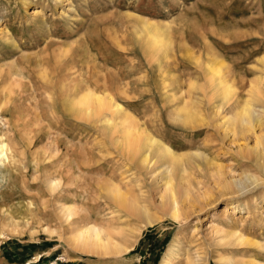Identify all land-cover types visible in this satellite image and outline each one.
Listing matches in <instances>:
<instances>
[{"label": "rangeland", "instance_id": "374dc122", "mask_svg": "<svg viewBox=\"0 0 264 264\" xmlns=\"http://www.w3.org/2000/svg\"><path fill=\"white\" fill-rule=\"evenodd\" d=\"M133 17L152 24L173 23L175 45L180 41L189 47L193 44V57L177 50L167 61L170 68L166 71H159L155 63L146 67L148 62L133 37ZM0 20V105L4 104L0 132L21 153L18 162L7 165L8 174L0 175V203L16 208L31 202L38 216L30 219L26 215L30 224L21 221L17 235L0 238V264H29L36 256L38 261L30 264H160L164 258L170 264H187L188 255L192 264L250 260L264 264V170L258 157L264 146V107L248 98V85L258 74L255 61L264 55V0H0ZM62 50L66 53L59 58ZM206 64L239 87L227 105L211 99L207 89L201 93L191 86L193 81L204 83ZM86 67H90L87 72ZM42 70L57 79L66 71L73 76L77 73L75 77L94 90H108L156 140L176 155H184L183 172L169 174L177 187V221L170 200H166L169 210L162 209L159 198L165 175L158 169L143 174L92 124L86 130L70 120L58 121L44 104H39L35 118L29 116L19 123L13 108L27 112L36 100L44 102L43 93L51 88L41 82ZM7 81L21 82L12 92L18 101L7 103L2 93ZM182 101L194 117L184 129L176 128L171 120ZM246 102L247 107H255V125H231L229 118ZM23 127L41 132L31 146L18 136ZM56 137L60 151L54 157L51 151L45 153V146ZM101 177H111L132 196H143L145 200L138 205L144 212L148 208L152 218L132 215L106 200L97 187L96 179ZM50 178L60 184L53 192L46 186ZM243 180L245 188L236 192ZM227 183L233 190H226ZM226 191L236 193L225 196ZM60 203L76 207V218L81 221L75 220L57 235L64 237L83 224L96 225L126 250L116 255H88L72 250L64 240L49 238L41 228L60 226L55 216ZM213 228L236 233L243 241H221Z\"/></svg>", "mask_w": 264, "mask_h": 264}, {"label": "bare ground", "instance_id": "6f19581e", "mask_svg": "<svg viewBox=\"0 0 264 264\" xmlns=\"http://www.w3.org/2000/svg\"><path fill=\"white\" fill-rule=\"evenodd\" d=\"M134 20H135V23H134L133 28H132L133 37H134L135 41L137 42V44L140 48V51H141L142 55L144 56V59H146L148 62V64L144 63L145 65H147L146 67H148V65H151L152 63H155L156 67L159 69V71H166L167 69L170 68L167 61L172 58V56L174 55L175 52H177V50L184 51L185 57H189V58L193 57V53H194V51L192 50L194 48L193 44H191L189 47L186 43H182L183 41H180L178 47L175 45V42H174L175 38L173 37V29L171 28V25L173 23L172 24L167 23V24L162 25V24H152V23L148 22V20L142 19V18H134ZM0 22H1V20H0ZM183 33H184V31H183ZM202 43H204V45L207 44L206 41H203ZM208 50H211L209 45H208ZM56 53H58V51ZM62 53H66V52H63V50H62V52L58 55L59 58L64 56ZM255 53H257V52H255ZM58 56H56V57H58ZM46 61H47V59H46ZM78 64L80 65V63H78ZM255 64L259 65V67H258V65H254L255 71H257L258 74L256 75V79L254 81H252L250 83V85H248L249 86L248 98H249V100L251 99V100H254L255 102L260 101V103L264 107V55L259 60H256ZM87 68L88 67H86V72L90 67L88 69ZM72 70H74V69H72ZM15 71H17V70H15ZM75 71H73V72L75 73ZM81 71H82V69H81ZM11 73H14V71ZM15 73L17 74V72H15ZM93 73L95 74V71ZM202 73H203L204 78H205L204 83L201 85L202 82L199 83L197 81H193L191 83L192 87L198 88L201 93L203 92V91H201L202 89H207V91L210 92L211 99H214V100L217 99V101L221 102L220 105H223V106L227 105L229 102H231L232 98H235L234 96L236 95L239 87L237 86V84L234 85L233 83L228 82V80L225 79L224 75L220 74L219 70H215L211 67V65L206 64L204 66V69H202ZM20 74H21V72H20ZM51 74H49L47 71H43V70L40 73V75L38 74L41 82L44 83L46 86L51 87L50 89L48 88L47 91H45V93H43L45 95V96L43 95L44 96V102H42L43 101L42 100L41 101L42 103H39V100H36L35 103H33V104H35V107L34 106H33V108L27 107L26 108L27 112H24V110L19 109L22 107H19V108L15 107L16 109L13 108L16 112V119L18 121H20L19 123L27 120V118H29V116H32L33 118H35V115H37V112L41 110V107L39 106V104L40 105L44 104L42 106H44V108L46 110L50 111L53 115H55L58 121L59 120H68V121L70 120V122L73 121V123H75L78 126H81V127L83 126V128H85L86 130L88 129L87 128L88 124H92L93 127L94 126L96 127L97 131L100 130L103 133V135L106 136L110 140V143H112L111 145L120 153V155L126 161L132 162L134 165H136L140 169V171L143 172V174L144 173L145 174L153 173L158 169L162 174L165 175L163 177V180H162L164 182L163 183L164 188L162 189L160 195L159 194L158 195H159V198L161 200L162 209H168L167 208L168 204H166V200H167V198L170 200V202H171L170 210L173 213L172 217H173V219L176 220L177 219V213H176L177 212V197H176L177 189L175 191V188H177V187H175V185L172 183L173 179L169 174H171V172L173 170H176L177 173L183 172V171H180V169H181L182 164L184 162V155H182V154L176 155L169 146H167V145L159 142L158 140H156L151 135L150 132H148L145 128H143V126L133 116V114L131 115L126 110H123L121 104L118 102L119 100L117 101V98L113 97L110 93H108V90H107V92L105 91V89H100L97 91L94 90L91 86L85 85L84 82L82 81V79H78L77 78L78 76L76 75L77 73L75 74V76H77V77H75L71 73H67V71H66V73H64L62 75L63 76L62 79H57L55 76H53L54 74L53 75H51ZM58 74H60V73H58ZM18 75H19V73H18ZM88 75H89V73H88ZM107 75L109 76V74H107ZM79 76H80V74H79ZM83 76H85V75H83ZM96 76L99 77V75H96ZM2 77L3 76L0 73V79ZM6 78H7V75H6ZM204 78H203V80H204ZM103 80L105 81L104 78H103ZM115 80H117V79L115 78ZM19 81L18 82H16V81H14V82L9 81L8 82L7 81V84L8 83L9 84L7 86L5 84L6 87L3 89V92L1 91L3 94H5V97H6L5 99L7 100V103L12 102L15 99L12 97L13 96L12 92H14V88L16 86H18L17 84L21 83ZM5 82H6V80L4 81V83ZM153 83H155V82H153ZM2 85L3 84H1V86ZM30 86H31V84H30ZM34 89H36V87ZM1 90H2V88H1ZM39 91L37 92V95L39 94ZM207 91H204V92H207ZM40 93H41V91H40ZM121 93L119 92V94H121ZM122 95H121V97H122ZM43 96H42V98H43ZM18 97H20V96L18 95ZM181 97H182V94L180 95V97H178V99H180ZM31 98L33 99L32 101L37 99V97H31ZM173 99L175 100L176 98L174 97ZM24 100H26V99H24ZM15 101H18V100L15 99ZM160 101L163 102V100H160ZM29 102H31L30 99H29ZM1 104L2 105H0V109H2V107L4 105L2 102H1ZM14 104H15V102H14ZM186 104H187V102H186ZM186 104L184 103V101H182L180 103V105L174 109L173 114L171 115V120L176 125V128H177V126L182 128V129H184V127L189 128L191 123L194 121V117L192 116V112L190 111L191 109H189V107ZM10 105L12 106V104H10ZM247 106H248L247 102L238 106V109L235 110L234 115L229 118V123L231 125L237 126L238 122H240V124H242V126L244 124L248 125L250 127L255 125V122H254L255 119L254 118L258 119L257 115H256L255 107H252V109H251ZM43 112H44V110H43ZM0 113H2V112H0ZM25 113H26V115H25ZM12 116H13V114H12ZM29 126H26V127L28 128ZM1 127H3V126L1 125ZM1 127H0V129H1ZM26 127H23V129L20 132L17 131L19 133L18 136L21 139H26V143H29L28 145L31 146L32 143H34L35 138H37L36 136L39 135L41 132L39 131L37 133L35 131L36 126L34 128H29V130H24V128H26ZM240 129L242 131L243 127H241ZM58 140H59V138H57V137L55 140L50 139V142L45 146V148L47 147L45 149V153H48L51 151L52 155H54V157H55V154L60 151ZM39 141H41V139ZM35 144H36V142H35ZM39 149H41V147ZM16 150L9 146L8 142L6 141L5 135H3L1 133L0 134V175L4 171L7 170L6 168H7L8 164H15L16 162L19 161L18 156L21 155V153L18 154L17 153L18 150L17 151ZM257 150H259V149H257ZM252 152L254 154V149L252 150ZM36 153H37V151H36ZM39 153L41 154V151H39ZM48 155H49V153H48ZM43 157H45V156H43ZM46 157H47V155H46ZM258 157L261 161V162H259V164H261V167L264 170V146L262 147V149L259 150ZM6 172L8 174V171H6ZM217 172H219V171H217ZM10 173H11V171H10ZM220 174L221 173H219L218 175H220ZM248 176H251V175H248ZM62 178H63V175H61V179ZM180 178H181L180 181L184 180V177L182 175H180ZM248 178H250L252 180V177H248ZM96 180H97V187H98L99 194L100 195L102 194V196L106 200L112 202L113 204H115L119 208L130 212L132 215L133 214L134 215H140V216L145 215L147 218H152V216L147 213L148 208L144 212L141 210L140 206L138 205L139 200H141V199L145 200L143 196H142V198H140L137 196L130 195L125 190H123V188H121V186L119 184H117L111 177H106V178L101 177V178H98ZM243 182H244V180L241 181L239 184H242ZM245 182H247V179L245 180ZM245 182L241 186L236 185L238 190L236 189L235 191L238 192L240 187H241V189H242V187L245 188ZM180 183H178V184H180ZM249 183H250V181H249ZM72 184H74V180H73ZM58 185H60V184H58L57 181L50 178V180H48L47 184H46V186L48 188L47 190L49 192H53L56 190ZM226 185H227V186H225V187H227L226 190H233V189H229L231 187V186H229L230 184L228 185V183H227ZM182 192L184 194L187 191L182 190ZM236 192L226 191L223 194L225 196H230ZM183 194H182V196H183ZM232 208H234V210H237V211L240 209L236 206H234V207L232 206ZM21 210L24 212H21ZM47 210L50 211L49 209H45V211H47ZM55 210H56V213H55L56 214L55 215L56 220H57V222L59 221L60 226H58V228L57 227L51 228L48 226L41 228V231L44 234H46L49 238H51V239L57 238L58 240H64L66 242V244L72 250L79 252V253H82V254H88V255H96V256L116 255V254H119V253L126 250L124 245L113 240V238L110 235V232H107L104 228L97 227L96 225H89V224L84 225L83 224V226H81V227L79 226L75 230H72L71 233L66 234L64 237L61 234L57 235L59 233V230L65 229V226L72 227V225H74L76 221H81V220H78V218H76V215L78 214V209L76 207H74L73 205L60 203L55 207ZM34 212H35V206L31 202L25 206L21 205V206H17L16 208H5L0 203V225H1L0 238H5L6 234L17 235L19 233V230H20L19 228H20V222L21 221H23V223L25 222V223L30 224V222H28L29 219L26 218V215H28V217L30 219H35L38 217L37 214H33ZM24 227H25V225H24ZM213 229L215 230L216 235H217V233H219L221 235V237H220L221 241H224V240H234L236 242H242L243 241V238L236 233L226 234V233L220 232L218 229H215V228H213ZM38 258H39V256H36L28 263L30 264V263L37 262ZM184 261L187 264L193 263V260H192L191 256H189V255L185 257ZM160 264H170L169 258H164V260H162ZM239 264H257V263H255L253 260H250V261H242ZM258 264H263V263H258Z\"/></svg>", "mask_w": 264, "mask_h": 264}]
</instances>
